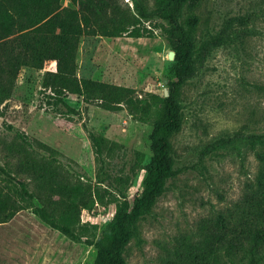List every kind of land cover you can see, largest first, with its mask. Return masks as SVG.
Instances as JSON below:
<instances>
[{"label":"rangeland","instance_id":"1","mask_svg":"<svg viewBox=\"0 0 264 264\" xmlns=\"http://www.w3.org/2000/svg\"><path fill=\"white\" fill-rule=\"evenodd\" d=\"M120 2L140 16V27L153 35L83 36L77 74L133 87L139 96L163 95L175 80L166 21L156 0ZM63 3L71 5L72 0ZM142 11L149 16H141ZM190 12L197 17L194 27L187 22ZM181 20L195 49L179 90L181 125L170 137L176 174L132 225L135 233L124 253L127 264H171L183 241L199 238L202 221L220 218L235 207L257 182L261 168L264 0H193ZM55 69L56 60L47 61L42 69L21 68L0 114V161L8 159L6 145L21 142L18 133L25 134L33 143L26 145L38 158L50 156L40 141L58 150L61 176L71 184L91 186L98 197L81 212L80 224L87 226L83 240L51 227L31 208H19L11 218L0 219V264H93L97 248L86 238L96 243L113 232L118 214L133 207L146 187L153 125L135 118L126 107L107 110L77 94L65 100L78 113L69 112L64 104L54 107L42 81L47 70ZM90 129L118 143L105 153L104 163L97 158ZM220 257L223 264H237L230 263L224 252Z\"/></svg>","mask_w":264,"mask_h":264},{"label":"trees","instance_id":"2","mask_svg":"<svg viewBox=\"0 0 264 264\" xmlns=\"http://www.w3.org/2000/svg\"><path fill=\"white\" fill-rule=\"evenodd\" d=\"M192 1L156 0L175 51V80L171 81L167 96H139L133 87L77 74V54L83 36L153 35L152 30L140 27L142 18L120 0H72L71 5H65L63 0H0L1 115L13 95L21 68L42 69L47 61L56 60V69L47 70L42 81L44 91L50 90L49 104H64L69 112L78 113L65 100L69 94H77L85 101H97L107 110L126 107L135 118L153 125L152 155L145 166L146 187L133 207L118 214L113 232L96 243L86 238L97 248L93 264H127L124 253L135 233L132 225L155 203L164 191L165 181L176 174L170 160V137L181 125L179 90L188 77L195 49L181 17ZM141 16L149 15L142 11ZM196 20L190 12L189 25L194 27ZM89 134L99 162L104 163L105 153L114 151L118 143L96 130L90 129ZM18 136L22 141L6 145L8 159L0 161V219L11 218L19 208H31L51 227L83 240L87 226L80 224L81 212L98 196H94L91 186L71 184L61 176L56 163L58 150L40 141L39 145L50 156L38 158L26 145L33 143L25 134ZM259 159L257 182L220 218L202 221L198 226L199 238L183 241L171 264H223L221 252L230 263L264 264V150Z\"/></svg>","mask_w":264,"mask_h":264},{"label":"water","instance_id":"3","mask_svg":"<svg viewBox=\"0 0 264 264\" xmlns=\"http://www.w3.org/2000/svg\"><path fill=\"white\" fill-rule=\"evenodd\" d=\"M169 58L170 59H174L175 58V51L174 50H171L169 52ZM167 80H168L167 77L163 78L164 82H167ZM164 93H165L166 96L169 95V87L168 86L165 87Z\"/></svg>","mask_w":264,"mask_h":264}]
</instances>
